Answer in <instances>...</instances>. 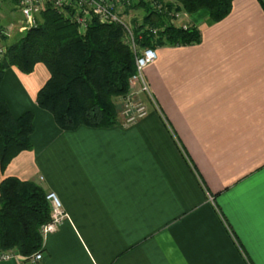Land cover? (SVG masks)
<instances>
[{"label": "crops", "instance_id": "crops-1", "mask_svg": "<svg viewBox=\"0 0 264 264\" xmlns=\"http://www.w3.org/2000/svg\"><path fill=\"white\" fill-rule=\"evenodd\" d=\"M188 21L201 41L157 47L152 107L130 125L63 130L37 103L46 65L4 71L3 98L35 130L0 183L33 181L68 215L36 264H264V0Z\"/></svg>", "mask_w": 264, "mask_h": 264}, {"label": "trees", "instance_id": "trees-1", "mask_svg": "<svg viewBox=\"0 0 264 264\" xmlns=\"http://www.w3.org/2000/svg\"><path fill=\"white\" fill-rule=\"evenodd\" d=\"M178 9L188 14L209 12L215 22L226 18L235 0H174ZM144 24L159 28L158 34L146 32L140 47L189 46L201 41L200 32L191 25L187 29L170 25L168 17L158 14L143 2ZM42 23L31 28L8 49L0 63V85L4 71L10 66L29 74L37 63L46 65L50 77L39 90L37 103L49 111L63 130L79 126L110 128L120 118L117 99L130 91V79L136 72V54L125 41L122 25L102 24L94 20L85 33L77 24L53 6L41 13ZM34 112L14 117L0 92V167L4 171L22 151L31 150L35 130ZM47 192L33 181L16 177L0 183V252L15 250L29 256L42 250L44 237L40 228L50 221L51 206Z\"/></svg>", "mask_w": 264, "mask_h": 264}, {"label": "built area", "instance_id": "built-area-1", "mask_svg": "<svg viewBox=\"0 0 264 264\" xmlns=\"http://www.w3.org/2000/svg\"><path fill=\"white\" fill-rule=\"evenodd\" d=\"M139 2L146 3L152 11L167 16L170 25L183 29L191 27L188 21L189 14L183 9H178L179 4L172 0L170 2L166 0H18V8L24 23L30 28L36 24L38 15L48 6L55 7L65 17L71 18L81 33H85L94 20L102 24L117 23L122 25L126 38L136 54V72L130 79V86L138 84L139 91L147 94L152 100L145 69L157 59V47H140L137 40H141L146 32L157 35L159 28L147 23L135 31L136 25H132L129 17L130 13L136 9L133 5ZM11 38L12 30L9 27L0 26V63L4 62L8 56ZM148 114L149 108L145 103H124V108L120 112L121 123L130 125ZM46 197L51 206V218L40 228L43 237L57 231L62 222L68 218L62 202L55 192H48ZM14 257H20L36 264L43 259L44 255L42 250L29 256H21L13 249L5 250L0 252V264H8Z\"/></svg>", "mask_w": 264, "mask_h": 264}, {"label": "rangeland", "instance_id": "rangeland-1", "mask_svg": "<svg viewBox=\"0 0 264 264\" xmlns=\"http://www.w3.org/2000/svg\"><path fill=\"white\" fill-rule=\"evenodd\" d=\"M166 1L170 2L171 0ZM130 14L131 16L129 17V20L132 22V25L135 26L143 22L145 10L144 8L135 9V11ZM42 22L43 20L40 14L37 17L36 24L31 28L36 27ZM0 26L9 27L12 30V38L9 42V46H11L18 38L23 37L31 29L23 21L22 14L18 8V0H2L0 2ZM125 41H127L129 44L126 37ZM139 89L140 87L138 84L130 86L129 93L126 96L120 97L116 100L120 111H122V108H124V103L137 102L145 103L147 104L149 110L151 109L153 103L152 100L149 99L147 94L140 92Z\"/></svg>", "mask_w": 264, "mask_h": 264}]
</instances>
